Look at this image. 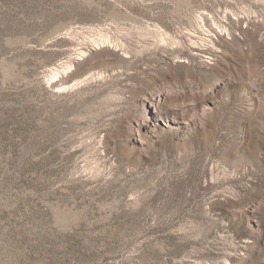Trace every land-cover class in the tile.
I'll use <instances>...</instances> for the list:
<instances>
[{
    "label": "rangeland",
    "instance_id": "obj_1",
    "mask_svg": "<svg viewBox=\"0 0 264 264\" xmlns=\"http://www.w3.org/2000/svg\"><path fill=\"white\" fill-rule=\"evenodd\" d=\"M0 264H264V0H0Z\"/></svg>",
    "mask_w": 264,
    "mask_h": 264
},
{
    "label": "bare ground",
    "instance_id": "obj_2",
    "mask_svg": "<svg viewBox=\"0 0 264 264\" xmlns=\"http://www.w3.org/2000/svg\"><path fill=\"white\" fill-rule=\"evenodd\" d=\"M150 108L156 109L158 104L155 102V100H149Z\"/></svg>",
    "mask_w": 264,
    "mask_h": 264
}]
</instances>
